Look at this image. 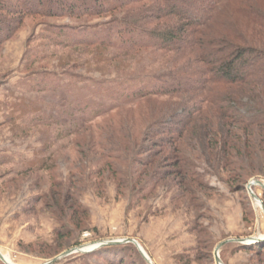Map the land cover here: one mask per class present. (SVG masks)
<instances>
[{
    "label": "trees",
    "instance_id": "obj_1",
    "mask_svg": "<svg viewBox=\"0 0 264 264\" xmlns=\"http://www.w3.org/2000/svg\"><path fill=\"white\" fill-rule=\"evenodd\" d=\"M34 18L68 19L77 24L47 26L51 34L46 35L44 47L28 54L29 68L45 61L49 65L53 59L59 60L58 68L73 63L85 67L86 75L69 78L82 83L98 74L100 79L94 83L101 91L96 101L85 94L76 98L57 70L45 69L38 76L39 92L48 93L51 101L28 100L5 117L9 124L25 130L34 127L54 133L45 149L25 162L26 172L47 169L52 156L45 155L58 140H71L144 103L171 100V110L152 122L146 134L155 138L163 131L169 137L164 139L167 144L157 147L162 152L168 148L166 158L179 167L182 178L208 188L205 173L209 171L197 173L196 161L183 149L202 144L211 151L209 167L222 181L223 169L232 171V178L248 181L246 167L239 160H246L244 153L255 143L252 133L259 137V151L249 154L260 159L264 148V0H0V49L27 19ZM71 52L86 58L63 61ZM95 146L98 159L105 160L116 175H123L134 162L110 138L98 140ZM134 154L139 156L140 151ZM137 165L143 166L142 161ZM132 174L138 187L134 190L141 193L137 180L143 173L135 169ZM119 181L122 186L123 180ZM59 199L57 206L69 213L66 221L61 212L56 235L65 238L68 219L75 220L72 225L79 232L85 231L88 211L76 195ZM253 250L264 253V242ZM85 255L108 264H149L131 243Z\"/></svg>",
    "mask_w": 264,
    "mask_h": 264
},
{
    "label": "rangeland",
    "instance_id": "obj_2",
    "mask_svg": "<svg viewBox=\"0 0 264 264\" xmlns=\"http://www.w3.org/2000/svg\"><path fill=\"white\" fill-rule=\"evenodd\" d=\"M65 24L76 25L77 22L27 19L19 33L0 49L1 253L7 254L12 264H44L76 248L135 239L155 264H217L215 251L226 242L230 244L219 250L223 264H264V253L253 250L262 241L228 242L264 238V212L247 190L255 178H261L264 183V148L260 159L249 154L259 151L258 135L251 134L255 143L244 153L246 160H239V164L246 167L248 181L232 178L234 174L229 169L221 171L222 181L208 165L207 156L211 151L207 146L184 147L188 156L196 161L197 173L209 171L205 173L208 188H202L182 178L179 167L166 158L168 148L162 152L157 147L159 143L167 144L164 139L169 137L163 131L155 138L146 134L152 122L171 110V100L144 103L105 119L98 128L90 127L71 140H58L45 155L52 156L49 167L26 172L25 162L34 160L54 133L34 127L25 130L9 124L5 117L19 105H26L28 100L51 101L48 93L39 92L38 76L45 73V69L57 70L62 82L70 84L74 97L81 98L85 94L90 101L99 99L101 89L95 88L94 83L100 79L98 74L87 77L90 80L82 83L69 78L86 75L85 67L77 68L70 63L58 68V59L50 60L49 65L45 61L33 69L27 64L28 54L44 47L46 35L51 34L47 26ZM55 51L62 54L58 49ZM79 54L71 52L62 59L74 62L86 58ZM36 70L40 72H32ZM103 138L112 139L134 160L126 166L123 175L114 174L105 160L98 159L95 143ZM192 143L195 142L192 140ZM137 151H140L139 156L134 154ZM136 161H142L143 166ZM135 169L143 173L137 180L142 186L141 193L134 190L138 189L132 174ZM119 178L123 180L122 186ZM253 191L264 204V190L254 186ZM72 194L88 211L87 229L79 232L77 226L72 225L75 220L68 219L70 223H66L65 238L61 240V235H56V227L62 214L67 221L69 212L62 211L56 202ZM69 204L72 207L73 203ZM75 243L79 246L75 247ZM58 250L60 253H54ZM0 264L4 263L0 261ZM56 264L108 263L95 256L75 253Z\"/></svg>",
    "mask_w": 264,
    "mask_h": 264
},
{
    "label": "water",
    "instance_id": "obj_3",
    "mask_svg": "<svg viewBox=\"0 0 264 264\" xmlns=\"http://www.w3.org/2000/svg\"><path fill=\"white\" fill-rule=\"evenodd\" d=\"M254 186H259V187H262L264 189V183L262 181H259V180H253L251 181L248 186H247V190L251 196V198L257 203V204H260L261 206V209L263 210L264 212V204L263 202L258 198V196L254 193L253 191V187ZM253 241H262L264 242V238H257V239H248V240H240V241H228V242H238V243H241V244H244V243H248V242H253ZM128 243H131V244H134L138 250L140 251V253L142 254V256L144 257V259L149 263V264H155L152 259L149 257V255L147 254V252L145 251V249L142 247V245L135 239H124V240H113V241H107V242H103V243H99L97 246L95 247H87V248H76V249H73V250H70V251H66L64 253H62L61 255L55 257L54 259H51L47 262H45L44 264H56L58 261L66 258V257H69L75 253H83V254H87V253H91V252H94L100 248H103V247H106V246H117V245H121V244H128ZM226 243V242H225ZM225 243H222L220 244L216 251H215V260H216V263L217 264H223L221 259H220V256H219V250L220 248L225 244ZM0 261H2L4 264H10L6 258L4 257V255L1 253L0 251ZM14 264V263H13Z\"/></svg>",
    "mask_w": 264,
    "mask_h": 264
},
{
    "label": "bare ground",
    "instance_id": "obj_4",
    "mask_svg": "<svg viewBox=\"0 0 264 264\" xmlns=\"http://www.w3.org/2000/svg\"><path fill=\"white\" fill-rule=\"evenodd\" d=\"M4 257L6 258V260H7L10 264H12V261L10 260V258H9V256H8L7 254H4Z\"/></svg>",
    "mask_w": 264,
    "mask_h": 264
}]
</instances>
